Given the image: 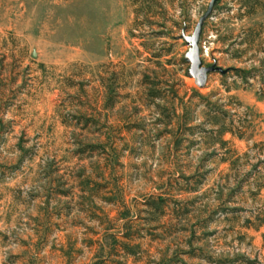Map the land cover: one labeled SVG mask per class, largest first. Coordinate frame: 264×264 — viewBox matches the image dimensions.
Masks as SVG:
<instances>
[{"label": "rangeland", "instance_id": "rangeland-1", "mask_svg": "<svg viewBox=\"0 0 264 264\" xmlns=\"http://www.w3.org/2000/svg\"><path fill=\"white\" fill-rule=\"evenodd\" d=\"M0 0V264H264V0Z\"/></svg>", "mask_w": 264, "mask_h": 264}, {"label": "water", "instance_id": "water-1", "mask_svg": "<svg viewBox=\"0 0 264 264\" xmlns=\"http://www.w3.org/2000/svg\"><path fill=\"white\" fill-rule=\"evenodd\" d=\"M220 0H210L207 10L204 15L199 19L191 36H184L183 40L188 46V51L184 55V62L189 65L188 76L193 78L194 84L198 88L204 87L206 83V77L208 74L214 73L216 69L205 68L202 66L199 54V38L202 30V26L205 20L211 15L213 8Z\"/></svg>", "mask_w": 264, "mask_h": 264}]
</instances>
